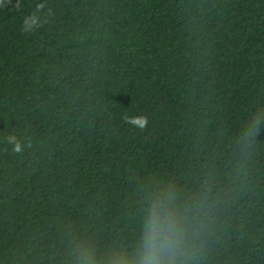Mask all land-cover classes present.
I'll return each instance as SVG.
<instances>
[{
  "label": "trees",
  "instance_id": "16d2710c",
  "mask_svg": "<svg viewBox=\"0 0 264 264\" xmlns=\"http://www.w3.org/2000/svg\"><path fill=\"white\" fill-rule=\"evenodd\" d=\"M161 192L264 264V0H0V264H111Z\"/></svg>",
  "mask_w": 264,
  "mask_h": 264
},
{
  "label": "clouds",
  "instance_id": "9594fccd",
  "mask_svg": "<svg viewBox=\"0 0 264 264\" xmlns=\"http://www.w3.org/2000/svg\"><path fill=\"white\" fill-rule=\"evenodd\" d=\"M197 232L175 195L161 192L144 209L132 254L121 253L111 264H191Z\"/></svg>",
  "mask_w": 264,
  "mask_h": 264
}]
</instances>
